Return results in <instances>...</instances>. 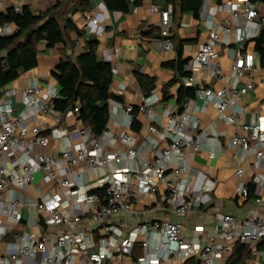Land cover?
I'll use <instances>...</instances> for the list:
<instances>
[{"label":"built area","instance_id":"2783aa9c","mask_svg":"<svg viewBox=\"0 0 264 264\" xmlns=\"http://www.w3.org/2000/svg\"><path fill=\"white\" fill-rule=\"evenodd\" d=\"M7 8L8 0H0V13ZM220 8L229 14L219 23L209 24L208 37L193 54L188 66L190 74L184 81L195 88V98L214 103L219 117L235 125L228 144L235 155L244 159L254 153L260 161L264 159V118L243 121L244 107L240 101L256 87L254 81H244L256 63L255 52L248 50L245 43L256 38L264 26V0H228ZM103 9L96 5L84 16L86 28L97 35L106 33L108 27ZM151 11L158 12V6L152 5ZM172 19V7L161 11L162 51L175 48L170 38ZM12 32L10 23L0 25L1 36ZM138 36L144 37L141 32ZM231 42L240 44V52L235 54L230 73L226 74L217 47ZM199 70L205 72V78L222 81L221 85H194V75ZM19 94L24 108L17 115L8 100L0 102V242L13 223H21L22 209L32 208L37 215L27 221L35 229L15 233L14 240L7 241L0 264H125L138 244L149 248L147 240L140 236L151 232L163 239L133 264H160L174 256H181L186 264H226L224 253L232 254L238 243L246 245L252 256H260L264 264V214L246 219L233 213L219 214L218 230L209 234L206 244H202L199 235L185 238L179 222L155 217L164 209L183 216L201 202V197L193 194V177L183 156L188 148H203L200 139L193 135L198 129V118L191 112L190 101L180 107L164 108L165 133L154 117L161 97L152 92L142 96L138 105L127 104L122 118L108 121L102 133L95 135L80 118L79 105L65 112L56 109L55 99L61 97L59 85L35 83ZM138 112L154 119L147 135L133 130ZM116 113L110 111V117L114 118ZM40 115L50 117L53 123L40 124ZM67 117L73 119L70 130L64 124ZM153 135H159L167 144L163 146L162 140ZM50 138L64 140L65 147L57 153L48 152ZM76 138L78 142L73 143ZM37 172L43 173L46 189L40 197L31 198L23 189L33 183ZM235 176L238 194L248 195L245 169L238 166ZM156 181L165 183L164 201L144 209L152 217L149 221L130 226L127 215L139 213L134 205L142 195L156 191ZM251 183L256 202L264 201V176L254 174ZM212 184L208 187L212 188ZM40 215L46 228L40 224ZM86 216L101 222L105 235L96 239L79 228ZM114 217L118 221L110 222ZM58 227L64 229L59 231ZM111 240L115 243L111 244Z\"/></svg>","mask_w":264,"mask_h":264},{"label":"crops","instance_id":"0c3cea01","mask_svg":"<svg viewBox=\"0 0 264 264\" xmlns=\"http://www.w3.org/2000/svg\"><path fill=\"white\" fill-rule=\"evenodd\" d=\"M59 1L62 0H8V8L20 7L22 11L24 6H29L35 14H38L51 9ZM226 1L228 0H205L199 16H195L191 11L181 12L178 10L175 15L173 12L170 35L175 43L184 41L181 54V58L186 60L183 66L184 71H188L189 63L199 45L206 41L209 24L211 22L219 23L228 16L229 12L220 8V5ZM154 4L158 6V12L151 11V6ZM96 5H101L104 8L103 14L108 22L106 33L102 35H97L92 30L87 29L84 22L86 12ZM170 7L173 9V5L167 0H141V3L134 6L130 12L112 11L108 9L103 0H90L88 9H79L74 12L71 11L70 6H66V3L61 5L54 10L60 23L65 25L67 18H71L82 34H78L76 29L69 28L66 44L57 43L50 47L46 42H41L37 66L23 72L17 79L0 88V102L8 100L14 107V115L19 114L24 108V103L19 94L21 90L35 83L42 86L58 85L54 71H56L61 60L64 58L75 60L79 54L87 51L88 41L97 40L96 54L98 58L112 64L113 80L110 91L121 98L120 100L112 98L108 101L110 111L118 112L114 118L110 117L109 122L112 123L114 120L122 118L124 107L127 104L138 105L142 96L155 92L161 97V100L155 105L154 117L161 123L158 125L160 131L165 133L167 120L162 116L164 108L167 105L180 107L181 105L178 103L180 88L183 85L193 86L186 85L184 77L187 75L181 74L176 69L180 56L177 48L162 51L160 38H140L138 33L151 25L160 26L161 11ZM135 8L138 10L135 11ZM10 26L13 29L11 34H13L17 30V26L14 23H10ZM254 39L245 43L246 48L256 54L255 67L244 77V81H254L256 87L244 95L240 101L244 107L242 120L245 122L264 118V63H262L261 56L255 49ZM217 51L225 73L229 74L235 54L240 52V44L235 42L223 43L217 47ZM194 76V85L204 82L218 87L222 83L217 79L205 78V72L202 70L197 71ZM152 85L153 87L150 88ZM123 86L124 88H122ZM165 86L168 90L167 99H163ZM147 92L149 93L145 94ZM188 101L191 104L192 114L198 118V129L193 135L196 139H200L203 148L200 150L188 148L184 151L183 156L193 177V194L201 197V202L195 210L183 216H178L171 210L164 209L155 214V217H165L179 222L185 238H193L199 235L202 244H206L209 234L218 230L219 214L233 213L240 219L264 214V201L257 203L255 194H238L235 176V169L242 166L246 172V185H250L254 174L264 176V159L258 161L254 153L248 154L244 159L237 157L234 150L228 145L230 138L235 133V125L226 123L219 117V111L214 103L207 104L195 97L188 99ZM72 120L71 117L64 120V124L68 126L69 130L73 128ZM153 120L149 115L138 112L133 130L140 135H147L150 133L148 126L153 123ZM38 122L40 124L44 122L53 123L50 117L45 115H40ZM113 128L117 130L118 127L113 124ZM153 137L162 140L159 135H153ZM76 142L78 139H73V143ZM161 142L163 146L167 144L165 140ZM65 145L64 140L50 138V144L46 150L57 153ZM39 173V182L29 184L23 189L28 197L38 198L46 189L43 173ZM156 182V191L142 195L134 205V209L139 213L127 215L130 226L149 221L151 216L144 213V209L151 203L164 201L165 183ZM210 184L213 185L212 188L208 187ZM36 215L37 211L32 208L22 209L21 223H13L5 240L0 242L3 253L7 249V241L14 240L15 233L35 229L33 226H29L27 221ZM109 221L116 223L118 218L114 217ZM58 228L59 231L64 229L63 227ZM79 228L92 233L96 239L105 235L102 223L93 221L88 216L84 218ZM128 234L129 228L125 231V235L128 236ZM162 237L153 232L146 234L145 237L140 236L141 240H147L149 248L146 250L138 244L133 255L126 259L125 264H133L146 252H152L153 248L151 247L162 240ZM114 243L111 240V244ZM231 255L230 252L226 251L223 257L228 260ZM262 262L263 259L260 256L251 255L243 264H261ZM160 264H186V260L181 256H174Z\"/></svg>","mask_w":264,"mask_h":264},{"label":"trees","instance_id":"16d2710c","mask_svg":"<svg viewBox=\"0 0 264 264\" xmlns=\"http://www.w3.org/2000/svg\"><path fill=\"white\" fill-rule=\"evenodd\" d=\"M103 1L108 9L121 12H130L134 6L141 3V0ZM204 1L167 0L173 5L174 15L180 10L181 12L191 11L195 16H199ZM65 3L66 6H70L72 12L90 7V0H62L51 9L38 14H35L29 6H24L22 11L11 7L0 13V25L14 23L17 26V30L13 34L0 35V88L17 79L23 72L37 66L41 42H46L50 47L57 43L66 44L69 28L76 29L78 34H82L71 18H67L65 25H62L54 13L56 8ZM141 33L144 37L163 38L160 26L151 25L142 29ZM170 38L180 53L176 69L181 74L189 75L188 71L183 70L186 60L181 58L184 41L175 43L174 39ZM254 40L255 49L264 63V26ZM97 46V40L88 41L86 52L79 54L75 60L72 58L62 59L54 71L61 94L60 98L55 99L56 109L65 112L79 105L80 118L91 127L95 135L102 133L110 119L108 101L112 98L121 99L110 91L113 80L112 64L98 58ZM152 87L153 85L150 86V88ZM195 93L194 87L183 85L179 90L178 103L182 106L186 100L194 98ZM167 98L168 90L165 86L163 99ZM248 187V195L254 194V184L251 183ZM249 257H251V252L247 246L238 243L226 264H243Z\"/></svg>","mask_w":264,"mask_h":264},{"label":"rangeland","instance_id":"374dc122","mask_svg":"<svg viewBox=\"0 0 264 264\" xmlns=\"http://www.w3.org/2000/svg\"><path fill=\"white\" fill-rule=\"evenodd\" d=\"M39 178H40V173L39 172L35 173V179H34L33 183H38L39 182ZM217 241H219V239ZM0 254H3V249L2 248H0ZM225 254H226V252L224 253V255Z\"/></svg>","mask_w":264,"mask_h":264},{"label":"water","instance_id":"95a60500","mask_svg":"<svg viewBox=\"0 0 264 264\" xmlns=\"http://www.w3.org/2000/svg\"><path fill=\"white\" fill-rule=\"evenodd\" d=\"M40 224H41L44 228L47 227V225H46V223H45V220H44V217H43L42 215H40Z\"/></svg>","mask_w":264,"mask_h":264}]
</instances>
